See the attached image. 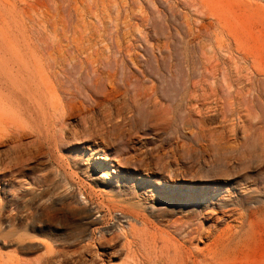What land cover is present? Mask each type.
I'll list each match as a JSON object with an SVG mask.
<instances>
[{
  "label": "rangeland",
  "instance_id": "374dc122",
  "mask_svg": "<svg viewBox=\"0 0 264 264\" xmlns=\"http://www.w3.org/2000/svg\"><path fill=\"white\" fill-rule=\"evenodd\" d=\"M0 19L24 63L34 61L44 73L55 72L53 59L61 57L66 72L85 70L82 76L92 78L119 76L125 68L140 79L138 89L185 74L194 91L192 139L209 133L232 139L227 150L193 141L186 154L183 130L165 111L162 92L164 107L136 113L120 137L68 134L38 143L35 124L0 115V234L11 233L8 241L0 237L3 256H13L14 264H133V256L151 264L145 257L164 247V237L178 262L172 255L182 236L170 224L185 214L161 207L169 188L183 182L160 174L165 166L214 174L216 165L218 199H245L258 213L224 264H264V0H0ZM244 129L248 139L236 143ZM16 140L23 147L14 150ZM196 157L198 164L191 162ZM249 178L256 179L252 187ZM195 179L193 187H205L204 178ZM255 196L263 202L252 203ZM119 212L145 221L148 239L98 232L115 224ZM203 248L185 245L184 256Z\"/></svg>",
  "mask_w": 264,
  "mask_h": 264
},
{
  "label": "bare ground",
  "instance_id": "6f19581e",
  "mask_svg": "<svg viewBox=\"0 0 264 264\" xmlns=\"http://www.w3.org/2000/svg\"><path fill=\"white\" fill-rule=\"evenodd\" d=\"M3 23H5V19H0V24ZM63 61L61 57L53 59V71L54 68L56 69L53 73H44L39 70L34 61L24 63L17 46L0 27V115L10 116L20 125L23 121L35 124L39 133L38 143L44 140L50 144L52 140H57L62 135L68 134L75 139L88 138L93 135L102 138L107 135L123 136L127 131L126 127L134 121L136 113L157 110L163 106L159 97V93L162 92L164 95L162 98H166L165 107L163 106L165 111L172 115L174 120L179 121L183 130V151L186 154L191 152L190 145L193 141L202 148L212 147L213 149L227 150L232 147V139H228L223 134L209 133L210 135L198 136L195 140L190 136L188 129L193 120L191 103L194 91L190 88L185 74L170 73V81L161 75L162 77L158 80L160 84L157 81H149L152 83L150 86L138 89L137 84L140 79L137 75L132 74L133 72L127 74L124 67L119 76L117 71L112 74H108L110 71L108 73L104 71L105 76L107 73L106 78L101 75L97 76L99 74L94 77L95 73L93 75V72L91 74L94 78H92L89 74L86 76V73L82 76L85 70L82 73L81 69L76 66V72L80 70L81 74H77L75 71L76 74L66 72V68L63 69ZM173 81L180 85L179 89H175ZM89 82L90 84H88ZM199 133L201 134L202 131ZM21 135L22 132L19 131L17 137ZM247 135L248 131L244 129L240 139L237 135L235 136V142L240 144L243 142L242 139L246 141ZM14 139L13 137L12 140L14 141ZM16 141L14 150L23 147L21 140ZM86 150L97 152L90 145L86 147ZM2 161L3 159L1 163ZM134 161L136 162V160ZM193 161L198 164L201 158L196 157L191 162ZM184 168L172 169V167L165 166L160 174L164 180L170 179L171 182L181 180L183 182L182 187L178 189L169 188L168 195L163 199L167 206L161 207H169L174 214H185L184 218H179L170 224L174 232L182 236L183 243L178 248H174L172 255L179 261L175 262V259L170 256V242L164 237H161L164 247L160 250L153 247V250L147 253L145 261L151 264L160 259L164 264H224L229 260V255L232 252L239 250L245 234L247 235L245 230L252 226L253 218L258 213L245 207V199H239L237 202L218 199L221 195L216 181L219 180L220 172L216 165L214 174L206 173V175L203 172H201L202 175L196 173L188 167ZM165 174L167 175L165 176ZM195 178H204L205 187L200 189L193 187ZM246 180L247 185L252 187L256 179ZM84 198L81 196V199ZM253 199L252 203L263 202L260 196H255ZM117 215L119 216L116 217L115 224L103 226L98 232L108 235L121 232L120 235H124L129 231L133 239L142 243L145 238L148 239L149 233L145 227V221L121 212ZM223 221H227V225L225 224V227L221 229L219 225ZM10 236V232L0 234V237L7 241ZM153 238L156 243L157 237L153 236ZM205 243L206 248L200 249L195 256H184L185 245L193 246ZM48 251L50 252V248ZM232 254L235 255V253ZM198 259L201 260L198 261ZM131 260L133 264H141L137 256H133ZM0 262L14 264L13 256H3L0 253ZM239 264L252 263L241 262Z\"/></svg>",
  "mask_w": 264,
  "mask_h": 264
}]
</instances>
